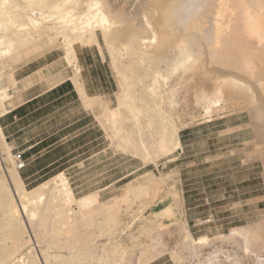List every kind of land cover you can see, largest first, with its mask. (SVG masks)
Masks as SVG:
<instances>
[{
    "label": "bare ground",
    "instance_id": "1",
    "mask_svg": "<svg viewBox=\"0 0 264 264\" xmlns=\"http://www.w3.org/2000/svg\"><path fill=\"white\" fill-rule=\"evenodd\" d=\"M151 5L156 10L155 23L149 18ZM137 13L142 21L134 18ZM144 30L148 32L145 35ZM44 36L50 44H61L69 64L76 65L77 47L95 46L102 58L107 50L109 65L118 80L116 105L100 95H87L81 82L77 87L84 105L97 110L100 124L105 126L114 145L121 152L145 161L182 147L178 131L184 123L177 120L176 95L201 75L210 73L209 66L224 65L249 74L264 94V0H0V80L6 67L21 55H27ZM209 78L211 86L194 93L200 109L210 113L215 108L226 110L229 105L240 106L243 102L241 105L250 107L256 118L260 105L251 82L227 75ZM172 81L179 87H173ZM11 97L8 86L1 85L0 108L6 110L5 103ZM221 102L226 108H222ZM10 150L0 125V225L5 226L0 230V240L9 241L4 240L2 248L10 243L5 250L0 247V264H146L167 251L161 235L169 225L161 218L174 215L176 206L172 203L143 218L140 228L147 238L152 236V241L140 242L139 237L131 236L132 241L139 240L134 243L139 247L138 253L135 247L130 249L122 243L114 246L109 241L98 243V237L110 239V223L104 217L107 211L128 202L132 196L141 198L142 210L150 204L146 203V197L157 196L156 190L166 184L172 171L165 175L147 173L138 182L127 184L110 202L99 201L98 191L75 197L66 177L58 173L52 178V190L59 204L57 214L63 219L53 227L57 230L45 231L41 223L45 211L38 217L35 214L46 204L41 202L46 182L26 189ZM260 153L264 156V149ZM10 162L12 167L7 166ZM168 192L173 202L180 204L177 191ZM89 207L97 210L99 216L86 221L83 229L68 219L76 212L86 219ZM155 223L160 228L157 231L152 230ZM176 223L181 245L178 250L168 251L184 264H214V254L220 248L213 249L207 259L198 257L201 248L213 238L240 237L244 257L257 260L264 257V236L259 232L264 229V217L254 223L233 226L214 237L201 234L195 238L185 222ZM60 234L64 235L62 240ZM51 238L57 239L56 242ZM33 242L38 245L33 247L34 252Z\"/></svg>",
    "mask_w": 264,
    "mask_h": 264
},
{
    "label": "rangeland",
    "instance_id": "2",
    "mask_svg": "<svg viewBox=\"0 0 264 264\" xmlns=\"http://www.w3.org/2000/svg\"><path fill=\"white\" fill-rule=\"evenodd\" d=\"M19 1L23 2V0ZM136 5L138 7V4H135V7ZM148 11L153 13L150 14V16H153H149L152 19L150 21H153L154 14H156L153 5ZM34 12L38 15L37 11ZM145 12L147 13L146 10ZM140 17V13L134 16L137 22L142 19ZM153 26L155 27V25ZM156 26H158L157 23ZM156 29L160 33L158 31V29L160 30L159 26ZM143 32L144 35L148 33H145V30ZM50 50H53L51 56L63 52L59 42L50 44L47 37L44 36L39 42L37 41L32 45L31 50L27 53L28 56L21 55V58L13 61L4 71L9 73L14 67L41 55L44 51ZM32 51H34L33 55ZM104 55L106 64L111 68L107 50H104ZM208 70L210 73L201 75L195 83L183 87L176 95L177 120L180 124L184 123L178 131L182 147L154 159L149 158L145 161L143 158L121 152L114 145L102 122L100 124L99 117L96 114L97 110L93 111L95 117L93 114V117L80 119L69 127L63 128L64 124L58 122L63 120L64 110L57 102L50 103L49 142L46 141L47 139L45 140V145L51 144L48 148L34 147L26 149L24 138L28 134H15L17 147H13L10 143L12 146L10 152L11 155L15 150L24 152L27 164L23 169H17V171L20 172L26 189H31L42 182H46L42 191L44 193L43 199L41 200L43 204H46L37 209L35 214V217H38L42 210L45 211L44 218L41 217V223L44 225L43 230H57L53 227L56 228L57 225L62 223V216L59 215L60 213L57 214L58 200L52 190L54 184L52 178L58 173H62L66 177L68 186L75 197L98 191L97 199L99 201L110 202L115 196L122 193L127 184L138 182L147 173L165 175V173L173 172H171L172 175L166 184L160 187L161 189L156 190L157 196L149 195L146 197V203L150 204L143 206L142 210L141 207L139 208L141 198L138 197V199L137 196H132L128 202H122L119 206L113 207L104 214V217L110 223V239L104 238L106 236H99L98 243L109 241L110 246L122 243L126 247L129 246L130 249L135 247V253L139 252L137 245L139 240L140 242L145 241V243L152 241L150 238L152 236L148 235L147 238V233L140 228V226L142 227L143 218L149 217L152 211L158 210L168 203L174 204L178 210L174 207V215L171 217L165 215L161 218L162 222L169 225L168 228L162 230L161 235L167 245V251L163 253L165 258H169L170 250H178L181 245L182 238L180 237L181 233L178 231L177 221L185 222L187 229L196 238L201 234L214 237L220 233L228 232L233 226L254 223L263 219L264 156L260 153L264 149L263 89L253 77L239 69L213 64L208 67ZM232 72L233 75L230 74ZM238 74H241L244 78ZM211 75L234 76L251 82L254 96L258 106L261 107H258V111L255 112L256 118H253L250 107L248 108L245 105L247 106L245 108L241 105L243 102L239 103L240 106L229 105L230 107L228 106L226 110L215 108L210 113H205L202 108L200 109L195 103L194 93L196 89L211 86L212 80L209 78ZM112 76L114 84L117 85H114V92L109 100L111 105L115 106V91L118 90V80L113 72ZM5 79L7 78L5 77ZM170 84L175 88L179 87L175 85L174 81ZM58 105L61 108L58 109ZM221 105L222 108H226L222 102ZM4 110L0 108V114ZM77 115H80V113H75L73 119H76ZM84 120L90 122L91 128L82 127ZM42 127L38 125L39 131L32 134L35 140L47 135L44 131L46 127L44 125ZM56 129L60 130L53 133ZM69 129L74 130V132H68ZM3 156L6 157L7 154L4 153ZM7 166L12 167V162L8 163ZM169 189L177 191L180 204L176 205L173 202L172 194L168 192ZM48 197L51 199H48ZM87 210L89 212L86 213V219H83L82 214L78 212L74 216H68V219L82 226L81 229H83L86 221L99 216L97 210L92 207L87 208ZM62 213L65 214L64 211ZM259 228L263 227L260 226ZM4 229L5 226L0 225V230ZM159 229L157 223L152 226V230L157 231ZM140 230L143 234L139 235ZM259 232L264 236V229ZM59 236L62 240L64 235L60 234ZM131 236L139 237V240L136 239L138 242L135 239L132 241L134 237ZM78 237L77 240L81 241ZM7 239L4 240L9 242ZM4 240H0V247L5 250L7 243L2 248ZM56 240L53 239L52 241L56 242ZM135 241L137 244L134 246ZM9 244L7 245L10 246ZM242 245L243 239L240 237L232 240L213 238L209 244L201 248L198 257L202 260L207 259L213 249L220 248L221 251L214 254L216 255L213 261L214 264H264V257L258 260L254 257H244L242 248H240ZM31 246L32 252L35 251L34 248L38 247L35 242ZM228 255L229 257H227ZM170 257L172 258V256ZM172 259L175 262L178 260ZM195 259L198 260L199 258L196 257ZM176 263L184 264L183 261H177Z\"/></svg>",
    "mask_w": 264,
    "mask_h": 264
},
{
    "label": "crops",
    "instance_id": "3",
    "mask_svg": "<svg viewBox=\"0 0 264 264\" xmlns=\"http://www.w3.org/2000/svg\"><path fill=\"white\" fill-rule=\"evenodd\" d=\"M31 53L33 55L34 51ZM52 54L53 50L44 51L41 55L14 67L9 73L3 72L1 85L8 86L12 97L5 103L6 110L0 115V125L3 133L6 134H4L6 140L8 138L7 142L12 143L13 147H17L15 134L20 133L28 134L24 138L26 149L34 147L43 149L51 145H45V140L49 142V109L52 102H57L64 110L63 120L58 122L64 124L63 128L69 127L80 119L93 117V114L95 117L93 111L96 109L92 111L83 103L82 93L77 87L79 82L87 95H100L105 99L111 98L114 85H117L113 82L110 66L106 64V59L101 57L95 46L76 48V65L79 70L74 63L70 65L65 60L63 52L51 56ZM61 107L59 106L58 109ZM75 113L80 115L73 119ZM38 125L46 127L44 131L47 135L35 140L32 134L39 131ZM82 127L89 129L91 124L84 120ZM59 130L56 129L53 133ZM68 132H74V130L69 129ZM146 264L179 263L170 256L163 257L162 254Z\"/></svg>",
    "mask_w": 264,
    "mask_h": 264
},
{
    "label": "built area",
    "instance_id": "4",
    "mask_svg": "<svg viewBox=\"0 0 264 264\" xmlns=\"http://www.w3.org/2000/svg\"><path fill=\"white\" fill-rule=\"evenodd\" d=\"M12 158L18 170L23 169L27 164V161L24 157V152L22 150H15L12 154Z\"/></svg>",
    "mask_w": 264,
    "mask_h": 264
}]
</instances>
